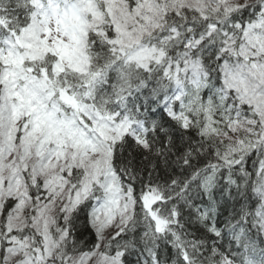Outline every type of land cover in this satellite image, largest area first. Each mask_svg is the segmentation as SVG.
Here are the masks:
<instances>
[{"label":"snow or ice","instance_id":"1","mask_svg":"<svg viewBox=\"0 0 264 264\" xmlns=\"http://www.w3.org/2000/svg\"><path fill=\"white\" fill-rule=\"evenodd\" d=\"M0 264H264V0H0Z\"/></svg>","mask_w":264,"mask_h":264},{"label":"trees","instance_id":"2","mask_svg":"<svg viewBox=\"0 0 264 264\" xmlns=\"http://www.w3.org/2000/svg\"><path fill=\"white\" fill-rule=\"evenodd\" d=\"M256 160H257L256 156H252V157L248 160V162H247V167H248L249 169H251L253 163L256 162ZM82 239L84 240V244H83V247H82L81 250H82V251H88L89 248H90V242H91V240H92V236L90 235V233H86V234L82 237Z\"/></svg>","mask_w":264,"mask_h":264}]
</instances>
